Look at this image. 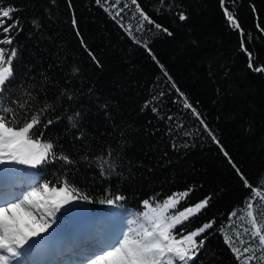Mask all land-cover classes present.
<instances>
[{"label":"trees","instance_id":"trees-1","mask_svg":"<svg viewBox=\"0 0 264 264\" xmlns=\"http://www.w3.org/2000/svg\"><path fill=\"white\" fill-rule=\"evenodd\" d=\"M2 4L19 9L14 18L22 30H13V44L4 46L17 55L0 106L25 104L17 114L20 125L41 113L33 138L43 133L42 142L72 163L57 159L24 170L9 165L2 179L13 184L1 199H14L37 182L60 186L64 180L88 195L90 202L56 213L49 229L62 233L57 243L63 247L81 232L78 220L88 219L86 229L98 236L86 246L72 245L68 257L75 261L81 250L93 255L129 227L138 228L144 200L154 207L177 194L169 212L178 214L207 199L174 232L179 237L212 223L196 238L204 246L190 264H237L225 235L237 247V231L249 239V210L264 226V200L255 197L247 208L252 188L264 192V73L253 70L264 66V0H224L223 7L221 0H137L154 24L142 20L131 0H120L117 8L113 0ZM241 29L253 69L241 48ZM116 195L124 198L100 203Z\"/></svg>","mask_w":264,"mask_h":264},{"label":"snow or ice","instance_id":"snow-or-ice-1","mask_svg":"<svg viewBox=\"0 0 264 264\" xmlns=\"http://www.w3.org/2000/svg\"><path fill=\"white\" fill-rule=\"evenodd\" d=\"M131 2L136 4L137 11L143 21L149 24L155 23L140 9L137 0H131ZM96 3L100 4L101 0H96ZM119 4L120 0H113L112 7L117 8ZM221 6H224V0H221ZM17 11L19 9L11 5L5 6L0 0V94L6 91L13 77V60L16 58L17 52L15 48H5L4 46L13 44V30H16L17 33L22 30L19 18H14V13ZM121 11L123 9L118 8L116 15H120ZM224 11L232 25L240 29L239 23L227 8ZM179 19L183 21L187 17L181 13ZM72 23L75 26V18ZM33 24H36V21H33ZM155 27L171 35L168 29L161 25L155 24ZM240 34L241 48L249 59L248 67L253 69L252 53L244 46L242 29ZM253 70L256 73H264V66H257ZM14 103H17V108L0 106V165L18 164L35 169L57 159L71 164L72 161L69 157L56 155L51 142H42L43 133L39 138H33L32 130L40 124L41 113H33L23 125H20L17 114L18 110H25V104ZM185 107L190 108L191 105L185 102ZM42 111H47V107ZM193 113L198 116L194 109ZM24 114L27 115V112L25 111ZM51 123V120L47 121L45 127ZM0 171H6V169H0ZM24 175L35 180L33 173L25 172ZM245 184L252 188L247 184V181ZM0 191H2V186H0ZM252 193L253 197L247 202L248 209L252 208L255 197L264 200V192L258 188H252ZM189 194L190 192H184L181 195L187 197ZM176 195L169 196L154 207L149 200H144L143 205L146 211L139 214L144 222L138 228L129 227L127 232H121L114 243L88 259L86 264H190V262H194L200 249L204 246V240L197 241L196 238L211 229L212 223H205L198 229L179 237L174 230L184 221H188L192 215L205 208L208 200L205 199L193 207H187L185 210L179 211L178 214H171L169 210L175 209L178 204ZM123 198L116 195L112 199L101 200L100 203L111 206ZM80 200L90 202L88 195L69 184L67 180L62 181L60 186L37 182L35 186H31L30 191H24L14 199H0V264H14V262L18 264L19 258L32 248L37 238L42 237L52 228L55 214L66 208L67 205ZM235 215V212L232 213V216ZM247 217L250 218L252 230L245 228L244 234L248 235L249 239L245 240L237 231L235 235L240 246H235V242L227 234L225 243L234 254L237 264H264V226L257 224L253 211L249 210ZM132 223L136 224L137 221L133 220ZM26 246H28L27 249Z\"/></svg>","mask_w":264,"mask_h":264},{"label":"rangeland","instance_id":"rangeland-1","mask_svg":"<svg viewBox=\"0 0 264 264\" xmlns=\"http://www.w3.org/2000/svg\"><path fill=\"white\" fill-rule=\"evenodd\" d=\"M0 169H6V171H0V178L2 179L3 176H5L7 174V172L9 170H11V166L9 165H0ZM19 170V169H18ZM9 180V179H8ZM7 180H0V186H2V191L5 189H10V187L12 186V184L6 182ZM11 181V180H10ZM0 191V193L2 192ZM1 199V196H0ZM87 221L88 219H79L76 225H79V227H81V230H85L87 227ZM95 231V229L90 228V232L89 229L87 231H84L83 233H81L79 236V240L77 239L76 242V247H80V246H86L88 243H90L92 240H90L89 238H91V233L93 234V232ZM89 232V233H88ZM79 234V233H78ZM84 234L86 236V238H82L81 235ZM62 236V233H55V232H48V233H44L42 237L37 238L36 242L34 244H37L39 246L41 242V239L44 240L45 239V243L49 241V249H48V258L46 260H48L50 258V260L45 261L44 262H38L35 261L34 263H31L28 261V253L32 252V255L35 256V258H37V260H39L41 258V255L38 253L37 248L34 247V244L32 246V248L28 249L24 255H22L19 258V262L18 264H86L87 260L92 258L94 255L99 254L101 251L105 250L106 248H102L99 249L98 251L94 252L93 255H90L88 257L85 258V260H83V256H80V261H75L73 258H70L68 256L71 255V251H69L68 247H70V244H67V256L65 254H61L62 256H59L57 253V241L58 239ZM98 234H95L94 237H97ZM32 243V242H30ZM28 248V246H26V249ZM71 250V248H70ZM82 254L85 255V250H81ZM66 258H70V259H66ZM14 264H17V262H14Z\"/></svg>","mask_w":264,"mask_h":264},{"label":"bare ground","instance_id":"bare-ground-1","mask_svg":"<svg viewBox=\"0 0 264 264\" xmlns=\"http://www.w3.org/2000/svg\"><path fill=\"white\" fill-rule=\"evenodd\" d=\"M42 239H41V242L42 241L43 242L40 243L39 246L37 244H34V247L37 248V251L41 255V258L39 260H37V259L36 260H33L32 259V261H30L31 263H34L35 261L44 262V260L48 262V260H50V258L48 260H46L48 258V255H49L48 254V249H49V245L48 244H49V241L45 243V239L44 240H42Z\"/></svg>","mask_w":264,"mask_h":264},{"label":"water","instance_id":"water-1","mask_svg":"<svg viewBox=\"0 0 264 264\" xmlns=\"http://www.w3.org/2000/svg\"><path fill=\"white\" fill-rule=\"evenodd\" d=\"M17 167H19V168H26V166H24V165H18V164H15Z\"/></svg>","mask_w":264,"mask_h":264}]
</instances>
